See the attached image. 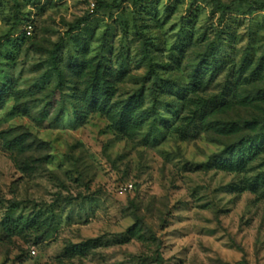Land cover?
<instances>
[{
    "label": "rangeland",
    "instance_id": "374dc122",
    "mask_svg": "<svg viewBox=\"0 0 264 264\" xmlns=\"http://www.w3.org/2000/svg\"><path fill=\"white\" fill-rule=\"evenodd\" d=\"M221 1L0 0V264H264V7ZM66 41L82 72L35 87ZM100 62L108 105L76 118Z\"/></svg>",
    "mask_w": 264,
    "mask_h": 264
},
{
    "label": "trees",
    "instance_id": "16d2710c",
    "mask_svg": "<svg viewBox=\"0 0 264 264\" xmlns=\"http://www.w3.org/2000/svg\"><path fill=\"white\" fill-rule=\"evenodd\" d=\"M212 2L216 6V8L223 12L229 10L231 8V5H233L225 4L221 0H212ZM238 2H244L251 8L264 7V3H259L252 0H238ZM72 33L73 30L68 34L69 40L74 37L72 36ZM67 47L69 48V55L67 57V60H65L63 58V51ZM74 47H77L74 54L73 49L69 47L68 41L60 42L54 47V49L50 53L51 64L49 72L40 78L35 87L39 88L40 86H43L46 83V80L53 77L56 82V88L61 91L63 89L64 82L66 81V70H69L71 74L82 72V69L85 65L79 64L77 61L79 59V56L81 57V55L78 56L77 53L81 54L80 52L82 51V49H80V46L77 44H75ZM110 75V70L107 69L104 63L100 62L98 68L92 73L90 83L88 84L86 91L73 92L72 100H70L69 102L73 106L76 118H79L80 115H83L84 113L97 108L105 109V107L108 105L107 102L110 97ZM15 84V81H0V105H3L5 103L6 97L10 95H17L18 92ZM153 85L154 88L159 85V81L157 80V78L154 81ZM64 95L65 93L62 92V96ZM98 101L99 103L98 105H96V102ZM66 103L67 101L63 100L61 104V112L66 111ZM134 107V104H127L122 110H120L119 114H117V124L120 127H123L127 124L130 119V115L134 112ZM23 111H25L24 108ZM262 138L264 139V135L262 136ZM5 143L9 147L15 148L19 146L21 142L12 144L10 141H4V144ZM258 149V140L256 138L244 139L242 140V143L229 147L224 154L220 155L215 160V166L221 169H231L233 167L242 166L246 163L249 156L255 155L257 153ZM2 225L6 232H12L13 229L17 227V223L9 219L4 220Z\"/></svg>",
    "mask_w": 264,
    "mask_h": 264
},
{
    "label": "built area",
    "instance_id": "2783aa9c",
    "mask_svg": "<svg viewBox=\"0 0 264 264\" xmlns=\"http://www.w3.org/2000/svg\"><path fill=\"white\" fill-rule=\"evenodd\" d=\"M30 33V32H29Z\"/></svg>",
    "mask_w": 264,
    "mask_h": 264
}]
</instances>
